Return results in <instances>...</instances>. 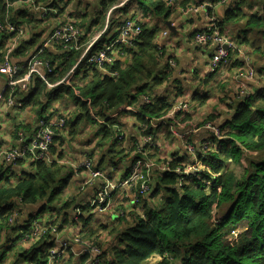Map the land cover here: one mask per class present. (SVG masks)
Here are the masks:
<instances>
[{
  "label": "clouds",
  "instance_id": "1",
  "mask_svg": "<svg viewBox=\"0 0 264 264\" xmlns=\"http://www.w3.org/2000/svg\"><path fill=\"white\" fill-rule=\"evenodd\" d=\"M51 2L0 0V6L8 9L7 17H3L0 23V40L5 41L0 47V82L11 81L14 90L16 86H21L20 91L23 92L35 85L36 77L42 81L41 104L30 111L31 118L28 114L15 111H12L14 119L8 117L14 103L11 97L0 107V142H3L0 146V173L10 179L9 184L0 181V193L5 194L0 196V207L6 203L14 205L10 212L0 217V264H29L32 250L49 238V232L56 247L47 250L50 254L46 257H38L46 258L47 264H184L185 259L190 257L188 250L199 238L188 230L189 223L199 222L200 230L206 235L216 225L218 214L227 212L228 202L235 200L240 192L252 188V195L258 196L264 191V179H258L256 175L258 170H264V120L254 119L256 106L253 105V111L246 118L233 122L234 127L224 125L220 128L225 120L231 121L237 111L234 105L239 99L254 88L264 87L255 77L252 66V59L264 57L251 58V48L240 49V57L250 60L249 74L237 75L227 87L218 86L219 80L225 78L220 75L209 85L203 80V75L220 67L214 61L205 67L210 49L201 46L200 51H196L181 36L182 47L191 49V53L185 52L179 60L174 58L169 68H165V63H168L165 54L134 56L125 46L132 48L129 41L143 32L139 26L143 14L138 10V3L132 0H89L91 8L87 10L88 14L98 27L94 33L88 26L80 29L78 34L87 43L75 52L74 58L34 59L27 75L12 81L13 74L19 70L18 62L27 60L34 51L28 49L23 54L14 55L15 49L20 48L22 42L29 39L30 34L42 24L46 29L45 36L57 26L55 23L49 25L48 21L23 25L15 21L10 23L13 10L26 8L41 19L40 13L52 12L47 7ZM182 2L152 0V7L159 3L165 10L170 8L174 22L189 17L195 19L196 26L205 27L212 26L211 21L226 19L225 12L238 4L241 9L239 20L227 27L226 39L221 40L216 32L207 39L214 43H228L235 33H241L242 29L253 24L252 18L255 17L259 23H255L256 28L249 35L264 42V0H205L204 7L199 9L181 7ZM129 4L132 7L124 11L125 5ZM205 8H213L214 11L209 16ZM157 21L155 13H150L149 22L156 24ZM159 21L161 25L164 23L163 18ZM124 24L126 28L121 30ZM17 27L20 32L13 35ZM166 36L165 32L153 43H161ZM54 38L57 46L52 47L50 41L46 47H51L54 54L57 51L64 53L68 49L64 46L66 38L60 32ZM108 41L122 44L121 47H113ZM232 46L235 52L238 47L235 40ZM255 46L259 45L255 42ZM106 51L108 55H105ZM38 68L42 70L38 71ZM194 68L200 74L199 79L193 75ZM47 73L54 74L53 78H46ZM221 73H224L223 68ZM233 83L235 87H232ZM181 86L215 90V104H209L207 110L202 111L201 106L190 100L191 92L177 94ZM61 88L67 103H57L44 113L48 116L55 112L52 123L58 121L59 126L43 127L38 123L39 109L46 103L47 93ZM165 96L168 97L167 107L154 110L157 98ZM73 98L78 99L79 104H74ZM149 111L158 113L164 123L145 119L142 113ZM186 113L191 118H187ZM164 127L167 134L161 132ZM53 136L57 137L55 141ZM211 136L216 138L211 146L201 144L202 138ZM221 139L229 142L224 153L217 151ZM28 140L30 144L25 143ZM180 156H183V162L177 166L178 163L174 162ZM213 156L215 160L211 159ZM18 157L22 163L16 162ZM214 162L220 166L217 167ZM82 163L87 165L86 169H81ZM22 171L36 175L38 183L31 181V189L41 196L49 195L53 188L60 189L61 198L56 207L61 212L59 216L52 214L48 217L57 226L64 211L71 216L78 214L75 207L78 204L95 205L97 201L110 200L108 209L98 208L93 215V220L102 217L108 230L101 231L99 225L90 221L93 234L83 232L84 235L80 236L83 227L80 225L71 231L65 230L63 234L57 233L55 228L38 229L37 235L26 238L21 229H17V224L22 222L29 210L38 209L47 200L26 203L30 191L25 194L19 190V184L25 181ZM165 172L177 173L174 182H165L162 187L173 188L178 193L176 200L179 207L176 211L183 219L184 227L167 228L161 235L159 229L151 224L150 217L159 216L164 220L169 215L164 199L169 194L161 191L152 195ZM109 173L114 175L110 177ZM192 176H195V181L185 179ZM13 192L16 194L10 195ZM187 203H191L192 207H184ZM113 215L119 218L115 222L111 220ZM145 225L146 231H141ZM137 237L143 239L138 240ZM65 241L68 243L65 244ZM242 241L243 232L237 230L220 236L217 244L234 249ZM69 244L71 252H61V245L67 249ZM85 249L89 256L86 261H81L79 257ZM56 253H61L60 258L54 259ZM209 254L215 258L214 253Z\"/></svg>",
  "mask_w": 264,
  "mask_h": 264
},
{
  "label": "crops",
  "instance_id": "2",
  "mask_svg": "<svg viewBox=\"0 0 264 264\" xmlns=\"http://www.w3.org/2000/svg\"><path fill=\"white\" fill-rule=\"evenodd\" d=\"M198 1H201V0H198ZM21 2L22 1H19L16 3H21ZM102 2H103V0H102ZM47 7L49 9H52V12L47 13L46 15H43V13H40L41 19H37L36 15L31 14L28 11V9H26V8H18V9L13 10L12 20L9 21L10 23L12 21H15L16 24L23 25L25 23H33V22L40 24V23H45L46 21H48L49 25L52 23H55L57 25L56 27H53L51 32H49L45 36L44 31L46 29H45V26L42 24V26L40 28H38L35 32L30 34L29 39L22 42V46L20 48L15 49V51L13 53L14 55L23 54L28 49H34L31 56H29L27 60L18 62V64H17V67L19 68L18 78H21L23 75L28 73L30 66H31V62L34 59L39 60L40 58L43 57V55L48 57L47 54L53 60H55L57 57H60V56H64L65 60H67L68 58H70L72 56L74 58L75 52L78 51L81 47H83V44L87 43V41L83 39V36H81V40H80L76 50L68 51L66 49V51L64 53L57 51V53L54 54L52 52V48L46 47V45H48L49 42L51 41L52 47L57 46V42H54L51 40L53 32L56 29L62 27L63 25H65L67 23H72L75 25V27H77L79 29V31H80V29H83V27L88 26V27H91V30L94 33L96 31V28L98 27V25L93 24V23H95V21L90 20V17H89L88 11H87L88 9L91 8V4L89 3V0H52V2L47 5ZM131 7H132V4L125 5L126 9L124 11L130 9ZM6 10L8 12L7 8H6ZM120 11H123V9H121ZM213 11H214V9L211 11V13ZM225 15H226V13H225ZM6 17H7V15H6ZM167 21L172 22V27L175 29V32H177V33L170 32V30L165 26V22L163 23V29H161V27L158 26L161 23H160V21H158L157 27L159 29H161L160 30L161 32L159 33L157 38L163 36L165 32L167 33V36L164 38V40L161 43L155 44V49H157V51L154 54V56H156L158 53H162V54H165L168 56V63L167 62L165 63V68H169L171 66V63L173 62V59L175 58V60H179L185 52H188L190 55L191 49L183 48L182 42L179 41V37H181V36H183L186 41H188L190 44H192L195 47L196 51H200L201 47L194 44L193 37H194L195 32L199 31L200 29L205 28V27L196 26L195 19H192L189 17L188 18L183 17L181 21L174 22V17L172 15V12H171V15L169 16V18L167 19ZM221 21H223V22L221 24H218V33L220 35H222L223 37H225V30L227 29V26H229L230 24H235V23L229 24V23H225L224 20H221ZM252 31H254V30H250L249 28L246 27V28L242 29L241 33H235V35L229 41L235 40L238 47L236 48L235 52L231 51L234 55L233 56L231 55L229 63L227 64V66L221 67L224 69V73H221V68H219L215 72L205 73L202 77L203 80L205 81V83L209 82V85H210L211 81L216 80L218 78V76H220V75H224L225 78L219 80L218 86L219 87H227L232 82L233 78L236 77L237 75H239L241 77L247 75V71H248V67H249V65H247V60L249 63H250V60L240 57V49L251 48V58L264 57V42H262L258 38L250 36L249 33ZM13 35H16V34H13ZM91 38H92L91 35H89V39H91ZM4 42L5 41L0 40V47H3ZM255 42H256V45H259V46H255ZM174 46H175V48H174ZM93 47H94V45H93ZM207 48L210 50L207 52V61L205 62V67L210 62V59L215 52V47L210 46ZM40 50H42L41 53H39ZM201 54L203 55L204 53H201ZM235 59L237 60L236 63H235ZM119 64H120V62L117 61L118 66H119ZM252 66L255 68V75H257V78L259 76L264 77V71L262 68V67H264V59H252ZM40 70H42V68H38V71H40ZM192 71H193V75H197V77L199 79L200 74H199L198 70L194 68ZM53 75L54 74H52V73H47L46 78H53ZM39 81H40L39 77H36V83L34 86H32L31 93L27 96L22 94L18 88H16L14 90V89H11L10 87H8L7 82H0V107H3L7 103L9 97H11L14 101V103L12 104V109L8 113V117L10 119H14L12 117V111H15V112L20 113V114H28L29 117L31 118V112L30 111L34 110L38 104H41V100L39 98V95H40L42 90L36 94H33L35 89L37 90V82H39ZM259 82L262 83V80H260ZM61 87H63V85H61ZM232 87H235L234 83L232 84ZM259 88L260 87L254 88L252 91H250L249 93H247L243 97L254 94L255 92L258 91ZM189 92H191L190 100L192 102H195L197 105L201 106L202 111H206L207 106L209 104H215V101L213 100V97L215 95H217V92L215 90L212 91L209 88H201V87L184 88L182 86L178 87V89H177L178 95H187ZM63 93H64L63 88L53 89L51 92L47 93V101H46V103H43L42 107L39 109L38 115H39L40 119L38 120V123L42 120V121L49 123V124H52V125H54V127H56V125L58 124V121L55 124L52 123V116L55 115L56 113L53 112L48 116H45L44 113L47 112L48 109L53 108V106L57 103H67V101L64 100ZM237 95H239V94H237ZM162 98L166 99V104H167L168 97H166V96L165 97H158L157 99H162ZM239 100L234 105L235 107H236L237 103L239 102ZM73 103L79 104V100L76 98H73ZM229 107H232V105H229ZM145 110H147V108ZM178 115H179V113H178ZM146 116H149V115H146ZM185 116L187 118H191V117H189V114H187V113L185 114ZM140 117H143V116H140ZM213 118H215V117H213ZM146 119H148V120H159L160 124L164 123V121L160 118L147 117ZM226 121L227 120H225V122ZM225 122H224V124H225ZM224 124L220 125V127L223 126ZM17 130H19V126H17ZM37 131H38V129H37ZM161 132L163 134H167V128L166 127L162 128ZM56 139H57V137L54 136L53 141H55ZM185 139L187 140V137ZM208 140L214 141V137L211 136V137L202 138L201 144L205 143ZM28 142H29V140L25 141V143H28ZM2 143L3 142H0V146H2ZM172 155H175V153H172ZM180 162H183V156L178 157V161H175L174 163H178L177 166H179ZM18 163H22V160H20ZM129 171H131V170H129ZM26 174H31V172H26V171L21 172V175L24 177L26 176ZM113 175H114L113 173H109L110 177H112ZM0 181H3V183H5V184L10 183L9 177L5 176L3 173H0ZM110 204H111V202H110ZM66 205L67 204L64 205L65 208H66ZM88 205H89L88 203L76 205L75 206L76 209H78V208L81 209V212L79 214H77L76 216H71L67 211H64L62 214V217L60 218L58 233L63 234L65 232V230L71 231V230L75 229V227L83 225V227L81 228L82 232L79 233L80 236L84 235L83 232H87L88 234H93L94 229H93L92 225L89 223L90 221L96 225H99L100 228L104 227V230L101 229V231H107L108 225L103 222L102 217H97V218H95V220H93V215L95 214V212L93 209H88ZM41 207H42V205H40V207L38 209H35V210L39 211L40 209H42ZM44 207H45V205H44ZM133 207H135V205H133ZM60 212L61 211L58 212V210L54 208V209H51L48 211H44L43 213L36 212L35 215L32 218H30L28 215V213H29V211H28L26 214V217L22 220V222H19L17 224L18 226H22V227L17 226V229L19 228L22 230L23 228H26L27 223H29V221L35 223V226L37 228L47 227L48 225L55 224V221L54 220L51 221L50 219H48V217L52 214H56L57 216H59ZM118 219L119 218L115 215H113L111 217V220L113 222H115ZM13 231H15V227L13 228ZM17 239H18V237H17ZM64 243L67 244L68 242L65 241ZM54 246L56 247L55 240H54ZM78 251H80V249H78ZM67 252H69V253L71 252V245H70V248L67 250ZM84 252H85V250H83V254L79 257V259L81 261H82V257L84 256ZM29 264H31V263H29Z\"/></svg>",
  "mask_w": 264,
  "mask_h": 264
},
{
  "label": "trees",
  "instance_id": "3",
  "mask_svg": "<svg viewBox=\"0 0 264 264\" xmlns=\"http://www.w3.org/2000/svg\"><path fill=\"white\" fill-rule=\"evenodd\" d=\"M19 1L22 0H13L14 3ZM196 1L197 0H183L181 6L185 7L186 5L194 3ZM132 2L138 3V10L143 14V20L139 25L140 27H142L143 32L139 37V40L135 44V47L126 48V50L134 56L146 55L154 57L157 49H155V43H153V41L157 39L159 33L161 32L157 27V22L160 18H163L164 22H166L171 15V9H163L162 5L159 3H156L155 8H153L152 0H132ZM232 8L231 10H229V8L228 11L225 12V23H237L239 20L238 15L241 11L239 5L237 4ZM152 12H154L157 17L158 21L156 22V24H152L149 22V14ZM6 15V7L3 8V6H0V23H2V19L3 17H6ZM252 20L254 23L250 24L247 28H249L250 30H255V23H259V21H257L255 17H253ZM222 22L223 21H221V23ZM200 31H202V29L195 32V34L199 33ZM114 40L115 38L113 37V41ZM113 41H108L107 43L111 44ZM229 42L232 44V41ZM97 43H99V41ZM225 48L232 56L234 55L231 52L233 51V48ZM216 50L217 47L215 48V51ZM47 56L50 57L48 54ZM43 57L46 56L43 55ZM236 62L237 60L235 59V63ZM262 68L264 71V67ZM261 80V84L264 85V77H261ZM41 85L42 81L37 82V90L35 89L33 94H36L42 90ZM253 105L256 106L254 119L264 120V87H260L258 91L252 95L242 97V99H240L236 105L237 111L233 113L231 121L227 120L224 125H227L229 128L234 127L235 125L233 124V122H238L241 119L246 118L248 113L250 111H253ZM160 107H167L166 99H157V104L154 105L153 108L154 110L159 111ZM143 115L145 119L147 117L159 118L158 113H154L151 111H149L148 113H143ZM140 118L143 119V117ZM224 125L220 128L222 129ZM215 139L216 138H214V141ZM228 143L229 142L226 140H219L217 151L224 153L227 149ZM205 159H209V157L205 156ZM211 159L215 160L216 158L213 156L211 157ZM40 163L43 164V161H40ZM214 163H216L217 167L220 166L219 163ZM256 175L258 176V179H264V170H258L256 172ZM176 176V172L163 173L161 183L157 184L156 191L152 193L153 196L161 191L169 194L164 197L165 204L166 206H168V217H166L164 220L159 216L150 217L151 224L159 229L161 235L164 234L165 229L167 228L177 227L183 229L184 227L183 219L179 217L176 211V209L179 207V201L176 200V196L178 195V193L173 188L162 187L165 182H174ZM191 180L195 181V176ZM31 181H36L38 183L36 175L32 172L31 174H26L25 181L19 184V190L21 192L27 194L28 191H30V195L28 196V200L26 201V203H33L34 201H38L41 199L47 200V203L41 204L42 209H40L39 211L35 209L29 210V217L32 218L36 212L43 213L44 211H48L54 208L57 209L58 212L61 211L56 207L57 202L61 198L60 189L53 188L49 195L41 196L39 192L31 189ZM64 183L67 184V181H65ZM253 183H255V180L253 181ZM256 186L259 187V184H256ZM197 187H199L198 184ZM252 191V188H248L245 191L240 192L235 200L229 201L227 212L218 214L216 225L211 229V231H208L206 235L204 231L200 230L199 222H192L187 225L188 230L193 233L194 237L199 238L196 240V243H194L193 247L188 250L190 253V257L185 259L184 264H264V191H262L258 196H253ZM15 194V192L10 193V195L13 196ZM4 195L5 194L0 193V196ZM185 199L187 200L188 198L185 197ZM13 207L14 205L11 203L3 204V206L0 207V217H3L5 213L10 212ZM184 207L191 208L192 205L191 203H187L184 205ZM88 209H91L89 208V205ZM45 228H55L56 232L58 233L59 226H57L56 224H52L48 225L47 227L37 228L35 226V223L29 221V223H27V227L21 230V233L24 234L27 238L31 236L34 230H43ZM101 229L104 230V227H101ZM146 229L147 225H145L141 229V231H146ZM237 230H241L243 232V241L240 245L236 246V248H228V245L221 246L217 244V240L220 238V236L222 237L224 234H228ZM217 231H219V233H217ZM213 233L217 234L213 235ZM47 235L49 236V238L44 239L43 242L39 244V247H36L32 250L29 263L33 264V262H35V264H44L46 262V258L38 259V257H46V255L48 254L47 250L55 248L54 239L50 238L51 232H49ZM137 239H143V237H137ZM155 243L157 245L159 244L158 241H155ZM140 247L143 248L144 245L141 244ZM209 253H214L215 258L213 259V256ZM88 256L89 254L84 252L82 261H86Z\"/></svg>",
  "mask_w": 264,
  "mask_h": 264
},
{
  "label": "built area",
  "instance_id": "4",
  "mask_svg": "<svg viewBox=\"0 0 264 264\" xmlns=\"http://www.w3.org/2000/svg\"><path fill=\"white\" fill-rule=\"evenodd\" d=\"M204 3H205V0H201V1H196V2H194V3H190V4H188L187 6H191V7L195 8V9H199V8H201V7H204ZM181 7H182V6H181ZM212 10H213V8H205V13L208 14V15L210 16ZM229 10H231V7H230ZM209 11H210V12H209ZM46 14H47V12H44V13H43V15H46ZM186 18H188V17H186ZM218 24H221V21H211V25H212V26H205V28H203L202 31H200L199 33H197V34L194 35V36H195V39H193L194 44L197 45V46H199V47H201V46H204V47H210V46H213V47H215V48L217 47V50H216V51L214 52V54L212 55V57H211V59H210V62H213V61H214V62H215L217 65H219L220 67H217L214 71H211V72H215V71H217L219 68L224 67V66H227V64L229 63V60H230L231 54L229 53V51H228L225 47L233 48L232 44H231L229 41H228V43L220 44V43H214L213 41L207 39V38H209V37L212 36L213 32H216V33L219 35V38H220L221 40L226 39V38L223 37V36L221 37L220 34L218 33ZM125 28H126V24H124V25L121 26V30H124ZM66 29H70V30H67V31H66ZM19 32H20V28L17 27V28L14 29L13 34L18 35ZM57 32H60L61 36L66 38L65 41H64V46H65V47H68V49H67L68 51H73V50H76V49H77L78 44H79V42H80V40H81V36H82V35H79V34H78V33H79V29H78L77 27H75L74 24H72V23H67V24L63 25L62 27L56 29V30L53 32V35H52V37H51V40L54 41V42H57V40L54 38V37H55V34H56ZM141 34H142V33H141ZM141 34H140L138 37H136L135 39L129 41V43H130L131 45H133L132 48L135 47V44H136L137 41L139 40V37L141 36ZM117 35H119V33H118ZM130 35H131V34H130ZM114 41H115V40H114ZM121 44H122V42H116L115 44H113V42H112L110 45H112L113 47H121ZM72 45H75V48H71ZM125 48H127V47L125 46ZM41 52H42V50L39 51V53H41ZM108 54H109V53L106 51V52H105V55H108ZM210 62H209V63H210ZM247 65H249L248 60H247ZM30 67H31V66H30ZM29 70H30V69H29ZM18 73H19V71L15 72V73L13 74V76H12V78H11L12 81H14V80H19V79H23V78L27 75V74H25V75H23L21 78H18ZM248 74H249V73H248V71H247V75H248ZM255 76H256V78H257V75H255ZM7 86L10 87L11 89H14V88H13V83H12L11 81H10V82H7ZM16 88H18L19 91H20L21 86H16ZM31 90H32V86H30L29 88H26L23 92H21V91H20V92H21L22 94H24V95L27 96V95H29V94L31 93ZM12 100H13V99H12ZM39 123H40L43 127H54V125L49 124V123H46V122H44V121H42V120H41ZM57 126H59V125L57 124L56 127H57ZM38 131H39V129H38ZM212 137H214V136H212ZM214 138H215V137H214ZM52 139H54V136L52 137ZM38 142H40V141H38ZM30 143H31V141L29 140L28 144H30ZM212 143H213V141L208 140V141H206V142L203 143V144H207V145L211 146ZM37 154L39 155V150H37ZM20 160H21V159L18 157L16 162H18V161H20ZM86 167H87V165H86L85 163H82V164H81V169H86ZM192 178H194V176H192V177H186L185 179H189V180H191ZM109 205H110V204L107 202V200H106V201H103V202H101V201H97V203H96L95 205H90V204H89V208L93 209L94 212H95L98 208H99V209H108ZM80 212H81V210L78 209V214H79ZM40 231H43V230H40ZM55 231H56V230H55ZM37 234H38L37 230H34L33 233L31 234V236H35V235H37ZM31 236H30V237H31ZM68 248H69V246L67 247V249H68ZM51 249H53V248H51ZM51 249H49V250H51ZM67 249H64V248H63V245H61V252H64V251H66ZM85 253H88V254H89V252H88L87 249H85ZM48 254H50V252H49ZM60 256H61V253H56L54 259H58ZM44 264H47V260H46V262H45Z\"/></svg>",
  "mask_w": 264,
  "mask_h": 264
},
{
  "label": "water",
  "instance_id": "5",
  "mask_svg": "<svg viewBox=\"0 0 264 264\" xmlns=\"http://www.w3.org/2000/svg\"><path fill=\"white\" fill-rule=\"evenodd\" d=\"M165 26L170 30V32L177 33V32H175V29L172 27V22L166 21Z\"/></svg>",
  "mask_w": 264,
  "mask_h": 264
},
{
  "label": "rangeland",
  "instance_id": "6",
  "mask_svg": "<svg viewBox=\"0 0 264 264\" xmlns=\"http://www.w3.org/2000/svg\"><path fill=\"white\" fill-rule=\"evenodd\" d=\"M197 1H198V0H197ZM158 26L161 27V29H163V24H162V25L159 24ZM161 29H160V30H161ZM220 36L222 37V35H220ZM193 39H195V36L193 37ZM257 79L260 81V80H261V77L259 76ZM107 202L110 204L111 201L108 200ZM69 248H70V245H69Z\"/></svg>",
  "mask_w": 264,
  "mask_h": 264
}]
</instances>
